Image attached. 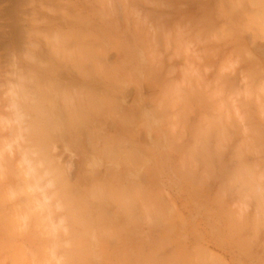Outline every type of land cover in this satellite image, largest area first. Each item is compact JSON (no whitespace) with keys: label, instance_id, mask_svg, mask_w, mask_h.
I'll use <instances>...</instances> for the list:
<instances>
[{"label":"clouds","instance_id":"obj_1","mask_svg":"<svg viewBox=\"0 0 264 264\" xmlns=\"http://www.w3.org/2000/svg\"><path fill=\"white\" fill-rule=\"evenodd\" d=\"M0 264H264V0H0Z\"/></svg>","mask_w":264,"mask_h":264}]
</instances>
